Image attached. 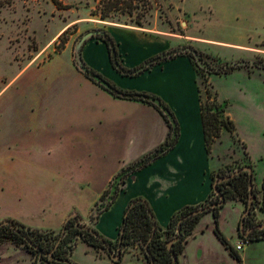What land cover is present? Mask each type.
Here are the masks:
<instances>
[{"label": "crops", "instance_id": "crops-1", "mask_svg": "<svg viewBox=\"0 0 264 264\" xmlns=\"http://www.w3.org/2000/svg\"><path fill=\"white\" fill-rule=\"evenodd\" d=\"M234 2L236 0H209L208 8L212 15L229 18L237 14L232 6ZM175 9L181 14L177 17L182 27L180 33L111 22L103 25V30L116 43L123 66H138L151 56L184 45L220 57L205 46L207 43L195 40V36L186 32L190 20L196 16L194 3L180 0ZM236 40L220 42L225 48L232 45L243 52L255 51ZM80 57L86 66L116 86L161 98L177 121V142L150 164L129 174L118 184L119 190L109 207L91 219L95 203L114 176L162 144L169 127L153 106L112 95L87 78L73 62L70 67L74 68L73 76L67 78L68 84L64 85L68 86L64 100L55 104L49 100L50 87L63 83L48 77L49 68H43L46 64L43 62L45 64L33 69L32 77L19 81L18 87L11 91L8 111L3 108L6 98L0 101L3 108L0 110V221L15 219L31 227L58 230L69 215L78 214L83 223L94 226L101 235L114 241L128 202L142 197L148 202L157 224L165 227L175 211L207 198L212 189L211 170L222 167L213 165V157L206 147L195 68L188 56L178 55L154 64L137 76L122 75L111 65L106 44L95 38L83 42ZM261 59L264 63V58ZM32 65L26 63L23 68ZM258 68L227 73L226 76L237 77L233 95L221 92L213 84L219 97L227 103V115L234 123L236 136L245 145L247 158L242 162L251 163L257 187L264 171L257 177L254 161L264 160V144L254 148L247 132L264 134V108L257 109L259 105L264 107V68ZM220 75L225 76L217 74ZM234 103L245 105L239 116L231 112ZM56 116L60 124L58 135L53 137L55 129L51 130V124ZM244 209L241 200L228 198L219 210L218 226L233 247L246 237L239 230ZM257 212L261 218L262 214ZM213 226L214 217L209 210L200 217L174 264H237L214 234ZM245 240L243 248L238 250L242 264H264V240ZM78 248L97 264L151 263L137 243L125 251L121 249V257L114 260L106 248H95L78 238L70 255L74 263L80 261L76 257ZM0 264H32V255L5 240L0 242Z\"/></svg>", "mask_w": 264, "mask_h": 264}, {"label": "rangeland", "instance_id": "rangeland-1", "mask_svg": "<svg viewBox=\"0 0 264 264\" xmlns=\"http://www.w3.org/2000/svg\"><path fill=\"white\" fill-rule=\"evenodd\" d=\"M103 1L106 0L0 1V90L6 85L0 92V96H3L0 101L6 98L3 103L5 111L11 108V91L18 87L19 81L32 77L33 69L39 64L42 66L46 63L43 68H49L46 70L48 77L59 79L63 83L50 87L49 100H53L55 104L63 101L64 90L68 89V86L65 87L68 84L67 78L73 76L71 71L74 68H70L72 62L79 68L75 54L82 46V37L89 31L103 30L106 22L157 27L176 33L182 31L177 20L181 14L175 9L180 0H115V5L108 11L107 17L102 19L100 14L104 8ZM188 1L194 3L196 10V16L190 20L189 29L186 31L188 34L195 36V40L207 43L205 46L209 50L219 54L220 57L214 56L218 62L250 60L247 65L237 66L231 72L260 69L256 65L259 64L257 60L264 58V0H236L232 6L237 14L224 19L220 15H212L208 8L209 0ZM233 39H239L255 51L243 52L241 48L232 45L225 48L220 42ZM26 63L33 65L23 68ZM226 75L209 74L206 81L203 80L204 76H198L203 102L208 104L217 101L222 104L225 101L219 97L216 88L225 94H234L237 77ZM207 91H210V97ZM244 106L234 103L231 112L234 116H239ZM259 106L257 109L264 108ZM227 112L228 107L225 106L224 114L227 115ZM59 124L56 116L54 124H51V130L55 129L53 137L58 135L56 131ZM247 134L248 141L254 148L264 144V134ZM82 141L85 145V135L82 136ZM243 145L235 131L231 133L222 128L220 136L210 145L213 165L216 167L220 164L223 168L237 166L247 158ZM99 148L102 149L101 145ZM254 162L258 177L264 171V160L255 159ZM256 219L261 218L256 215ZM76 257L80 260L76 264L98 263L85 256L81 248L77 249Z\"/></svg>", "mask_w": 264, "mask_h": 264}, {"label": "trees", "instance_id": "trees-1", "mask_svg": "<svg viewBox=\"0 0 264 264\" xmlns=\"http://www.w3.org/2000/svg\"><path fill=\"white\" fill-rule=\"evenodd\" d=\"M53 1L56 2V0ZM103 3L104 8L102 9L100 14V17L102 19L107 17L108 11L115 5V0H106L103 1ZM96 30L97 33L89 38L102 40L106 44L111 65L117 72L122 75L137 76L143 71L148 70L154 64L163 62L178 55L188 56L195 68L197 78L200 75L204 76L203 80L205 81L207 75L209 74H227L230 73L231 70H233L235 67L242 66V64H236L237 62H218L214 56L204 53L196 49L192 45H184L160 52L154 56L149 57L138 66L127 68L121 63L114 39L109 35L108 32L100 29ZM193 50H195L198 54V58H196L193 54ZM257 63H259L257 64V66L264 68V63L262 62V60H257ZM82 64L86 68V70L82 71L83 74L91 81L101 86L103 89L107 90L109 93L116 97L142 101L153 106L163 117L169 127L168 136L162 144H160L151 152L137 159L136 161L128 164L117 173H123L122 178L119 182L122 183L125 181V178L129 174L137 171L144 166H147L153 160L163 155L175 145L179 137V127L177 121L172 110L157 95L146 93L159 98L161 102L169 109L174 119V125L169 121L167 116L152 102L135 97L134 94L137 93V91L122 89L116 86L100 73L86 66L83 61ZM91 73L98 74L102 78L106 79L114 87V89L109 90L100 85L98 82L92 79V77L90 76ZM207 95L210 97V91H207ZM226 105V101H224L222 104L218 103L217 101H213L212 103L207 104L203 102L201 98V109L206 147L209 151L210 145L216 138L220 136L222 128L228 130L231 133L235 130L233 121L224 114ZM173 132L175 133V136H172ZM166 144L168 145L167 149L159 153L158 150ZM153 153H155L154 157L151 156ZM245 166H249L251 168V171L249 172L248 170L244 169L243 167ZM237 169H240V171L231 175L228 179L219 181L217 183V188L219 192L223 194L225 199L237 198L243 202L246 208L249 199V177H252V182L254 178L252 165L249 161L242 162L234 167H220L216 171L211 170V184L217 178L229 176L233 171ZM109 188L110 187H108L103 192L98 202L95 203L94 213L91 215V219H94L100 212L106 210L113 201L117 192L110 201H106ZM118 190L119 185L117 186V191ZM218 200V194L212 187L211 192L204 201L195 205H185L182 208L178 209L171 215L168 224L165 227H161L157 224L148 202L142 197H134L128 202L127 206L124 209L121 224L118 230V237L114 241H111L101 235L94 226L83 223L81 217L78 214L69 215L66 218L62 226L64 228L62 236L61 229L55 230L36 228L28 226L15 219H10L12 224L19 230V232H16L10 224L1 225L0 242L8 240L16 246L26 249L32 255V264H76L70 259V255L78 238H81L95 248L103 249L105 247L103 246L102 241H105L109 246L116 248L117 243L120 240L122 246L121 249L123 251H125L129 246L137 243L141 247V249L144 250L145 256L151 262L150 264H167L168 261L171 260V252L167 247V242L178 236V239H176L172 243L171 250L177 256L181 254L189 238L192 236L195 226L200 217L205 212L210 210L212 211L214 217V234L219 239L221 244L227 249L229 254L236 260V263L242 264V259L239 255L238 250H236L235 247H233L229 243L218 226L219 210L222 205L215 206L196 215L184 217L180 221V219L187 213L199 207L214 203ZM257 211L262 214V217L259 220L256 219ZM77 222L79 223V225H77ZM243 223L245 228L257 226L258 224H264V176L259 187H257L253 182L252 203L249 212L244 216ZM81 225H84L88 228H82L80 227ZM89 229L94 230L97 234L92 233ZM23 236H26L27 239L31 241V244H29ZM60 236L61 240L56 245V242ZM245 239L264 240V227L254 228L247 234ZM146 251L149 254H147Z\"/></svg>", "mask_w": 264, "mask_h": 264}, {"label": "water", "instance_id": "water-1", "mask_svg": "<svg viewBox=\"0 0 264 264\" xmlns=\"http://www.w3.org/2000/svg\"><path fill=\"white\" fill-rule=\"evenodd\" d=\"M97 33V30H94V31H89L87 34H85L81 41H80V44L88 39L89 37L95 35ZM81 47L79 48V50H76V54H75V59L76 61L78 62V65H79V69L81 71H84L86 70V68L83 66L82 64V60H81V57H80V50ZM193 54L195 55L196 58H198V54L196 53L195 50L192 51ZM247 62L246 61H239L237 62L236 64H246ZM90 76L92 77V79H94L96 82H98L100 85H102L103 87H105L106 89H109V90H113L114 87L104 78H102L100 75L98 74H95V73H91ZM135 97H138V98H141V99H145V100H148L150 102H152L154 105H156L166 116L167 118L169 119V121L174 125V119H173V116L171 115L169 109L161 102V100L157 97H154L152 95H149V94H146V93H141V92H137L134 94ZM172 136H175V133L173 132ZM168 145H164L162 148H160L158 150L159 153L163 152L165 149H167ZM152 157L155 156V153H153L151 155ZM244 169L248 170L249 172L251 171V168L249 166H245L243 167ZM240 169H237L235 171H233L229 176H226V177H219L217 178L216 180L213 181L212 183V187L214 189V191L218 194V198L219 200L214 202V203H211V204H208V205H205V206H202V207H199L189 213H187L185 216H183L180 221L184 218V217H187V216H192V215H196V214H199L205 210H208L210 208H213L215 206H220L222 205L224 202H225V198L223 196L222 193L219 192L218 188H217V183L223 179H228L231 175L239 172ZM122 175L123 173H119L117 175H115V177L112 179L111 181V184H110V188H109V192H108V195L106 197V201H110L114 194L116 193V190H117V186L122 178ZM252 187H253V182H252V177L250 176L249 177V199H248V203L246 205V208L244 209L243 213H242V216H241V219H240V223H239V230H240V233L243 235V236H247V234L253 230L254 228L256 227H259V228H262L264 227V224H258L257 226H253V227H249V228H245L244 227V223H243V220H244V216L245 214H247L250 210V207H251V203H252ZM4 224H10L11 227L16 231V232H19V230L12 224L11 220L10 219H4L2 221H0V226L1 225H4ZM77 225H79V223L77 222ZM80 227L82 228H88L84 225H81ZM92 233L94 234H97L94 230L92 229H89ZM63 231H64V228L62 227L61 228V236L63 234ZM179 231V229H178ZM61 236L58 238L57 242H56V245L60 242L61 240ZM27 242L29 244H31V241H29L27 239L26 236H23ZM178 239V236L174 237L173 239L169 240L167 242V247L169 249V251L171 252V260L168 261L167 264H173L174 262L177 261V255L171 250V245L172 243ZM103 243V246L106 248V250L108 251L109 255L111 256L112 259L114 260H118L120 257H121V242L120 240L118 241L117 243V246H116V249L115 251L112 249L111 246H109L105 241H102ZM145 248H146V245H145ZM147 254H149L147 251H146ZM151 261H152V258H151ZM153 264V263H152Z\"/></svg>", "mask_w": 264, "mask_h": 264}, {"label": "built area", "instance_id": "built-area-1", "mask_svg": "<svg viewBox=\"0 0 264 264\" xmlns=\"http://www.w3.org/2000/svg\"><path fill=\"white\" fill-rule=\"evenodd\" d=\"M246 240L244 238H241L237 244L235 245L236 250H241L245 244Z\"/></svg>", "mask_w": 264, "mask_h": 264}]
</instances>
